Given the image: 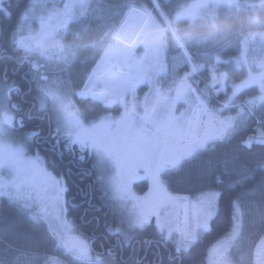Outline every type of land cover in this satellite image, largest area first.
Masks as SVG:
<instances>
[{
	"label": "trees",
	"instance_id": "1",
	"mask_svg": "<svg viewBox=\"0 0 264 264\" xmlns=\"http://www.w3.org/2000/svg\"><path fill=\"white\" fill-rule=\"evenodd\" d=\"M85 2L88 0H84ZM90 8L84 19L68 18L64 28L59 29L64 51L68 53L67 66L58 68L64 79L63 89L74 83L78 90L89 70L100 56L107 43L109 31L120 17L128 11L131 4L140 5L146 9L152 8L151 0H91ZM164 15L169 18L170 26L181 42L185 45L192 59L202 72L203 79L210 77L209 66L215 55L221 61L223 71L228 74L226 80L227 92L208 96V87L203 80L197 79V89L200 97L208 105L216 120L229 124L225 140L209 141L201 151L203 155L185 164L181 169L169 174L166 179L168 190L172 195L193 196L202 191H218L221 193V214L213 222V230L200 238L199 243L191 253L180 255L174 250V245L158 235L151 227L143 231L128 232L125 226L118 224L121 207L109 195V190L99 179L94 156L79 151H69L67 140L55 131L52 108L40 105V87L44 84L38 81V72L31 69V56L14 44L13 36L20 23L22 15L27 11L31 0H3L0 6V76L11 82L10 102L14 112L18 136H25L27 152L41 156L47 169L62 174L67 183V214L75 232L85 236L94 249L93 254L100 259L89 264H206L211 245L226 231L230 225L233 213V200L241 189L233 187V182L239 179L237 173L241 167L255 168L264 164V146L255 141L262 139L257 136L258 130L264 132V101L257 102L261 95V86L252 84L236 92L228 101L225 97L231 92L232 84L241 82L248 70L241 52L243 37L235 30L223 32L214 25L206 28V35L195 31L187 33L180 29L181 19L172 21L176 8L182 0H157ZM169 5H174L170 8ZM79 12V9H76ZM89 10V9H87ZM139 14H144L137 7ZM157 13L153 9V13ZM185 22L190 21L185 19ZM109 22V23H106ZM163 25L161 19L156 22ZM108 24L109 26H107ZM186 26V25H185ZM187 28V27H186ZM188 30V28H187ZM190 31V30H189ZM186 32L187 34H183ZM202 33V32H198ZM210 34V36H209ZM167 38L163 46L166 58H181L180 49L175 45L169 32H164ZM210 37V38H209ZM37 60V59H36ZM219 65V64H218ZM62 66V67H61ZM187 69L180 66L174 71V76ZM61 77V76H60ZM59 77V78H60ZM175 78V77H174ZM201 83V86L198 84ZM47 84V83H46ZM45 85V84H44ZM235 87V86H234ZM217 88V86H216ZM63 91V90H62ZM251 102V103H250ZM84 112H87L84 109ZM15 134V135H17ZM253 139L250 149L241 147L242 142ZM22 143V141H19ZM83 156V159L80 157ZM225 183L220 184L217 177L225 172ZM264 173H257V177ZM105 181V180H104ZM145 182L136 185L140 189ZM259 191L253 193L245 203L243 211L246 214V224H254V209L264 213ZM250 218V220H249ZM258 230L264 232V223H255ZM120 228L118 235L116 229ZM109 229L112 233H109ZM43 222L34 223L13 201L0 198V264H45V257H53L59 264H81L80 261L66 256L60 249L54 247L47 234ZM131 237L129 240L128 237ZM166 236V235H165Z\"/></svg>",
	"mask_w": 264,
	"mask_h": 264
},
{
	"label": "snow or ice",
	"instance_id": "2",
	"mask_svg": "<svg viewBox=\"0 0 264 264\" xmlns=\"http://www.w3.org/2000/svg\"><path fill=\"white\" fill-rule=\"evenodd\" d=\"M116 60L127 67L139 65L130 52L118 54ZM143 79L141 72L123 74L113 71V55L106 53L104 60L92 70L80 95L82 99H88L91 94L92 100L106 108L118 106L122 110L118 116H102L87 126L77 121L76 131L68 133L65 146L69 151L94 153L110 162L114 172L108 178V184L117 194L121 209H127L126 213L121 211L119 225L125 226L128 232L151 227L172 243L178 254L184 255L191 253L200 238L213 230V222L221 214V193L209 190L190 197L172 195L166 183L167 176L199 159L203 155L201 150L209 141L223 142L229 124L224 121L214 123V114L203 107L194 109L191 114H177L175 104L183 98V88L177 90L176 97L162 110L142 108L135 102L138 99L135 90ZM100 85L103 90L97 93L95 89ZM240 87L242 85H236V91ZM261 93L256 97L257 102L264 101V84H261ZM202 113L207 116L203 131L200 130ZM259 136L262 139L255 143L264 146V132ZM253 143V139L249 138L242 142L241 147L250 149ZM80 158L83 159V156ZM39 159H25L22 154H17L12 159L0 160V167L7 165L12 170L10 180L0 181V198L19 202L21 210L34 223H44L48 209L55 204L58 213L64 216L62 218L58 214L56 217L61 223L59 231L51 226L46 230L54 247L81 264H89L93 258L92 243L85 236L71 235L75 229L66 218L67 183L62 174L38 164ZM258 172L264 173V164L251 169L241 167L237 173L239 179L233 182V187L241 190L233 200L229 227L209 250L212 257L209 264H236L233 249L246 228L245 203L259 191L264 206V175L258 178ZM225 175L226 168L217 177L220 184L225 183ZM145 178L150 183L149 192L142 197L137 196L133 192V183ZM99 179L103 177L99 176ZM25 187L29 189L27 194L23 193ZM33 200L35 212L32 210ZM128 205L131 207L128 208ZM153 219L155 224L151 223ZM260 222L264 223V213ZM119 232L118 227L115 234ZM109 233H112L111 229ZM250 255V264H264V243L256 245Z\"/></svg>",
	"mask_w": 264,
	"mask_h": 264
},
{
	"label": "rangeland",
	"instance_id": "3",
	"mask_svg": "<svg viewBox=\"0 0 264 264\" xmlns=\"http://www.w3.org/2000/svg\"><path fill=\"white\" fill-rule=\"evenodd\" d=\"M2 1L3 0H0V6ZM91 2V0L86 2L84 0H31L29 8L22 15L20 23L16 29L17 31H15L13 36L15 46L23 50L25 57L31 56L32 58L34 57L37 59H32L30 64L32 65L31 69L38 72V81L45 84H42L40 87V98L42 97L41 100H39L40 105L42 107L49 105L52 108L54 116L53 126L55 127V131L67 141L68 133L76 131L75 125L77 121L87 126L102 116H118L119 112L122 110L120 107L116 112L114 110L108 112L104 110H88L92 103L90 102L91 100L82 99L80 95L84 91V85L87 82L88 77L92 74V70L104 60L106 53H111L113 55L114 70L119 68L124 72V70L132 71L131 69H133L137 72L136 67H127L122 62L117 61L116 56L118 54L130 52L133 59L138 62L145 57L154 58L161 52L162 42L164 40L162 35L163 32L153 28L154 25H156L154 27L160 26V24H157L156 22L163 18L159 9L156 7L154 9L157 13L155 12L152 14L151 24L153 29H150L149 25H147L149 22V16L147 13H145V15L139 14L137 11V7L139 6L131 5L130 7H126V11H128L127 14H124V17H122L117 24H115V27L109 31V37L103 52L94 63L92 69L85 78L86 80L84 79L81 88L76 90L73 85L74 83H70V87L67 85V91L64 90L63 84L65 83L64 79L66 80L65 77L67 75L62 76V70H59L58 68H60L61 64L62 66H67L66 60L68 53L64 51L65 45L63 42L61 41L60 43L59 38L61 35L59 29L66 26L65 22L67 23L68 18L72 17L73 14V19H84L86 12L90 13L93 11L94 6L90 8ZM177 2L178 0L175 1V3ZM173 6L174 5H169L170 8H173ZM176 6H178V3ZM76 9H79V12H77ZM141 9L144 10L143 8ZM175 10L176 13H174V18L171 17L172 21L174 22V20L181 19L182 22L180 23V29L185 28L187 33L195 31L199 34L196 36L204 37L207 32L204 25L208 24L209 27L213 24L216 26L215 29H221L223 32L235 30L239 36L243 37V41L241 42V52H243L245 61L247 60L249 63V69L244 71L245 76L241 82L232 84L231 92L225 97L228 101L231 100L229 98H232L233 92L236 91L234 87L236 85H242V87L239 88V90H241L252 84H257L259 86L264 84V0H182ZM147 12L149 14V12H153V10L150 9V11ZM184 18L187 20L189 19L190 21L185 22ZM165 20L166 23L170 24L168 17H165ZM139 24L141 27H146L144 35L141 37L139 35L132 36V27L138 29L140 27ZM106 25L109 26L108 24ZM164 30H166V28H164ZM198 32L202 33L200 34ZM122 33L126 35V37ZM187 33L184 32L183 34ZM145 45L148 46L145 47ZM187 55L190 57V53L187 52ZM182 58L178 57L179 64H181L180 62L186 61L189 67L190 64L185 57L182 56ZM213 63L214 60L211 66ZM218 64L217 73L212 70L213 75L212 81L210 82L211 85H209L208 96L211 95L215 97L216 92L222 95L227 92L226 80H229L230 78L227 73L220 71L224 70L221 65L226 64V62L221 63V61L218 60ZM189 68V73H196L195 67V71H193L191 66ZM212 69H214V67H212ZM156 70V73H158L162 69ZM118 72L121 73V71ZM189 73L183 77L182 88H185L186 77ZM170 74L171 71L166 73V76L168 77ZM216 83L217 88L215 87ZM178 84L177 79L174 93H176L178 89ZM11 90H13L11 82L6 80L3 76H0V160L12 159L17 154H22L25 159H35L36 157H39V155L27 152L23 140L25 139V136H18L17 134V124L15 123L14 112L12 109L13 106L10 102ZM162 91L164 92L163 87ZM131 99L132 97L129 96L130 101ZM140 100L141 99H137L135 102L138 103ZM194 107L206 108L202 102H196ZM84 109H87V112H84ZM207 110L211 112L209 109ZM189 114H191V110ZM206 120L207 116L202 113L201 131H203L202 128H204V122ZM261 132L263 131L259 129L258 133H256L257 136L255 137H260L259 134ZM19 141H22V143ZM91 154L95 158L97 172L99 176L103 177L102 181L110 192L109 195H111V197L119 204V201L116 198L117 194L108 184V178L112 172H114V168L111 166L110 162L97 157L94 153ZM39 158L40 159L37 163L45 165L41 156ZM11 177L12 170L10 167L7 165L0 167V181L10 180ZM142 181L145 182V184L143 183L140 189L137 187L138 185H136L139 180L133 183V192L141 197L146 195L150 189V183L147 178ZM28 191L29 189L27 187L23 189L24 194H27ZM14 203L17 206H20L19 202ZM127 207L130 208L131 205H128ZM35 208L36 204L33 200L32 210L34 212L36 211ZM122 210L125 211V213L127 211V209ZM254 211V224H246L240 242L237 247L233 249V256L236 264H250L251 250L255 249L256 245L264 243V232H260V230H258L257 233L255 232L257 228H260L255 223L260 221L262 213L258 208L254 209ZM58 214L63 218L64 214L58 213V209L55 204H53L48 209V216L44 221L47 229L49 226L57 231L61 229V223L56 219ZM151 223L155 224V220L153 219ZM71 235L81 237L75 231L72 232ZM165 235L167 236V232H165ZM44 259L45 264H59L57 262L58 260L53 257H45ZM93 260H98L96 254H93L91 261ZM211 260L212 257L208 252L206 264H209Z\"/></svg>",
	"mask_w": 264,
	"mask_h": 264
},
{
	"label": "flooded vegetation",
	"instance_id": "4",
	"mask_svg": "<svg viewBox=\"0 0 264 264\" xmlns=\"http://www.w3.org/2000/svg\"><path fill=\"white\" fill-rule=\"evenodd\" d=\"M143 15H145V13ZM139 26L140 27L138 29H135L134 27H132V30H133L132 36L139 35L141 37L144 35L146 27L145 28L144 26L141 27L140 24ZM160 56L161 55L159 54L154 58L145 57L141 59L139 62V65L136 66L138 72L143 73V76H144L143 81L136 86V90H135L136 96L139 97L138 99H141L138 103L140 104L142 108L152 109L155 107L158 110H162L163 108H165L166 105L170 103L174 97V90H175L177 79L181 75H184L185 73H187L186 71L180 74L179 76H176L175 80L169 79L168 77H166V75L164 76V74L155 73L156 69H159V70L162 69L161 71H163V68H165L167 70V64ZM215 58H217L216 55H215ZM113 71L120 73L114 69ZM158 77L160 78L164 77L163 82L160 85H158L157 83ZM202 77H203L202 72L200 70H198V73H196L194 76L190 75L186 77V81H185L186 85L182 91L183 98L177 100L175 104V111L177 114L181 112H186L189 114L190 112L189 110L192 108V106L196 104L195 103L194 105H190L191 107L189 106L188 108V105L194 102L195 99H197V95L201 94V91L197 89V86L194 87V85L197 83V79L202 80ZM209 78L211 79V77ZM198 84L201 86V83L198 82ZM215 85H217V83ZM162 87L164 89V92L162 91ZM180 88H182V81L180 82L178 89ZM95 90L97 92H101L103 90V86L100 85ZM176 95H177V91H176ZM89 108L90 110H94L96 107L90 106ZM100 108L107 112L111 110H114L116 112V110H118L119 107L114 106L111 109H104L102 107Z\"/></svg>",
	"mask_w": 264,
	"mask_h": 264
},
{
	"label": "water",
	"instance_id": "5",
	"mask_svg": "<svg viewBox=\"0 0 264 264\" xmlns=\"http://www.w3.org/2000/svg\"><path fill=\"white\" fill-rule=\"evenodd\" d=\"M152 28V27H151ZM128 72H133V73H135V71L134 70H132V71H130V70H127V71H125V72H123V74H127ZM96 91V90H95ZM97 92V91H96ZM91 95V94H90Z\"/></svg>",
	"mask_w": 264,
	"mask_h": 264
},
{
	"label": "bare ground",
	"instance_id": "6",
	"mask_svg": "<svg viewBox=\"0 0 264 264\" xmlns=\"http://www.w3.org/2000/svg\"><path fill=\"white\" fill-rule=\"evenodd\" d=\"M157 5V4H156ZM159 7V6H158ZM121 33V32H120ZM123 34V33H122ZM124 35V34H123ZM125 37H126V35H124ZM116 70L117 71H121V72H123L121 69H119V68H116ZM97 93H99V92H97Z\"/></svg>",
	"mask_w": 264,
	"mask_h": 264
},
{
	"label": "clouds",
	"instance_id": "7",
	"mask_svg": "<svg viewBox=\"0 0 264 264\" xmlns=\"http://www.w3.org/2000/svg\"><path fill=\"white\" fill-rule=\"evenodd\" d=\"M214 27H216V26L214 25Z\"/></svg>",
	"mask_w": 264,
	"mask_h": 264
},
{
	"label": "crops",
	"instance_id": "8",
	"mask_svg": "<svg viewBox=\"0 0 264 264\" xmlns=\"http://www.w3.org/2000/svg\"><path fill=\"white\" fill-rule=\"evenodd\" d=\"M148 15V14H147Z\"/></svg>",
	"mask_w": 264,
	"mask_h": 264
}]
</instances>
